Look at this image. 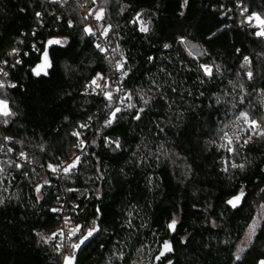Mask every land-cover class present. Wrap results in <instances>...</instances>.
I'll list each match as a JSON object with an SVG mask.
<instances>
[{
  "label": "trees",
  "instance_id": "1",
  "mask_svg": "<svg viewBox=\"0 0 264 264\" xmlns=\"http://www.w3.org/2000/svg\"><path fill=\"white\" fill-rule=\"evenodd\" d=\"M96 1L131 71L128 107L98 131L107 98L85 89L111 64L78 3L0 0V264H60L35 230L58 226L52 167L95 113L63 183L74 264H260L264 128L248 138L241 114L264 118V36L245 20H264V0Z\"/></svg>",
  "mask_w": 264,
  "mask_h": 264
},
{
  "label": "built area",
  "instance_id": "2",
  "mask_svg": "<svg viewBox=\"0 0 264 264\" xmlns=\"http://www.w3.org/2000/svg\"><path fill=\"white\" fill-rule=\"evenodd\" d=\"M52 2L56 0H45ZM69 2L71 0H65ZM80 6V15L88 20L89 36L92 38L95 46L107 59L110 61V68L106 75L98 82L95 81L93 85H88L86 92L94 95H104L107 98L109 114L102 117L100 124L96 127L98 131L101 125H107L109 120H113L114 114L123 111L128 107L129 88L127 80L130 77L131 71L125 67L123 59L117 55L115 50L111 47L107 29H102L99 26V19H97V1L96 0H74ZM106 33V34H105ZM99 46V47H98ZM7 75V68L0 65V86L2 85V78ZM99 76V75H98ZM119 109V111H117ZM98 113L92 114L89 120L81 125V129L85 130L90 126L91 121L97 119ZM78 134V143L71 156L64 159L60 164L52 167V175L55 178V187L61 190V201L56 207V212L59 216V223L56 229L47 232L42 229H36L35 233L40 235L47 243H52L55 247V253L60 256V264H64V259L67 256H75L78 252L79 245L73 246V239L79 231L80 226L75 224L71 218V210L77 206L75 201H69L67 197V189L64 186V177L74 172L77 168L78 162L87 152L89 139L87 132ZM4 151L7 149L3 146ZM75 164V167L70 165ZM67 169V171H65ZM73 247V248H72ZM72 248V249H71Z\"/></svg>",
  "mask_w": 264,
  "mask_h": 264
},
{
  "label": "rangeland",
  "instance_id": "3",
  "mask_svg": "<svg viewBox=\"0 0 264 264\" xmlns=\"http://www.w3.org/2000/svg\"><path fill=\"white\" fill-rule=\"evenodd\" d=\"M100 13V12H99ZM257 17L258 16H253V17H249V18H247V19H245L247 22H250V23H253L254 25H256L257 27H259L260 28V30L258 31V33L259 32H261L262 31V29L264 28V24H261L260 23V21L262 20V19H260L259 18V20L257 19ZM244 20V19H243ZM244 20V21H245ZM204 69H210L211 70V67H209V66H207V65H205L204 67H203ZM206 73H208V72H206ZM100 78H102V75H99V76H97L93 81H96V82H98L99 80H100ZM93 81L90 83V85H93L94 83H93ZM6 106V107H5ZM8 113L9 112V109H8V107H7V104L5 103V102H3V101H1L0 100V114L1 113ZM244 114H246L247 115V120H245V122H244V124L246 125V129L244 130L245 131V134H247V137L249 138L250 137V133H253L254 131H257V130H262L263 128H264V118L262 119V120H259V121H256V120H252L251 119V116L248 114V113H244ZM243 118V117H242ZM252 121H255L256 122V126L255 127H252L251 126V123H252ZM88 236L89 235H87V236H85V237H83L82 239H81V242L83 243L85 240H87V238H88ZM71 262V264H74V262H75V257L74 256H67L65 259H64V264H68V262Z\"/></svg>",
  "mask_w": 264,
  "mask_h": 264
},
{
  "label": "snow or ice",
  "instance_id": "4",
  "mask_svg": "<svg viewBox=\"0 0 264 264\" xmlns=\"http://www.w3.org/2000/svg\"><path fill=\"white\" fill-rule=\"evenodd\" d=\"M97 19H100V16H99V15L97 16ZM257 19L259 20V17H257ZM260 23H261V24H264V20H261ZM147 30H148L147 27H141V31H147ZM86 31L91 32L90 29H86ZM105 34H106V33H105ZM257 35L264 36V31H261V32L257 33ZM48 43H49V44H58V43H60V41H58V40H51V41H49ZM98 47H99V46H98ZM44 60H45V63H47V52L44 53ZM49 66H50V65H49ZM34 71H36V70H34ZM205 71L208 72V73L210 74V71H211V70L206 68ZM36 74L39 75V74H40V71H36ZM45 74H46V73H45ZM93 83H95V81H93ZM5 107H6V106H5ZM117 111H119V109H117ZM5 115H7L6 112H5ZM113 115H115V114L113 113ZM241 115H242V117H243L245 120H247V115H246V114H243V113H242ZM137 118H138V117H137ZM111 122H112V121L109 120L107 123H108V124H111ZM251 126H252V127H255V126H256V122H255V121H252ZM260 135H264V132H261ZM226 139H228L227 136H226ZM231 143H232L231 139H228V144L230 145ZM245 143H247V141H245ZM229 151H231V148H229ZM70 167H75V164L70 165ZM65 171H67V169H65ZM241 195H242V194H241ZM240 198H241V197L238 196V197H236L234 200L229 201L228 203L232 204L233 207H235L236 204L239 202ZM175 223H176V222L173 221V222L169 225V228L174 230V229H175ZM254 229H255V225H253V227H252V231H253V232H254ZM88 235H92V233L89 232ZM164 249H165V251H170V250H171L170 245H169L167 242H165V244H164ZM161 255H164V252H161ZM158 259H159V257H158ZM68 264H71V262L69 261ZM260 264H264V261H261Z\"/></svg>",
  "mask_w": 264,
  "mask_h": 264
}]
</instances>
